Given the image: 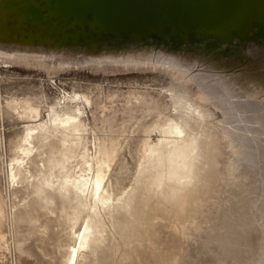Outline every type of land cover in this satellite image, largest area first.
<instances>
[{
  "label": "bare ground",
  "instance_id": "1",
  "mask_svg": "<svg viewBox=\"0 0 264 264\" xmlns=\"http://www.w3.org/2000/svg\"><path fill=\"white\" fill-rule=\"evenodd\" d=\"M10 1L12 0H0V62L3 64L36 66L48 72L59 71L71 64L56 62L53 58L56 54L63 56L62 53L67 50L77 52L84 49L79 51L84 55H81L83 65H89L93 69L161 72L172 79L169 91L174 94L175 100L172 101L175 103L176 111L163 119L161 128L171 135L175 132L176 135L180 133L182 140L179 138L170 141L169 144L166 140L161 141L166 150H169L166 153L168 169L159 165L162 159L158 154L160 151L157 144L146 145L149 156L154 154L159 156L156 157L158 165L152 169L158 179L154 182L150 199L144 202L143 198L141 209L137 212V230L134 239L127 243L130 252L123 253L125 256L122 254L124 262L197 264L203 260L208 264H264V25L257 24L250 28L245 40L237 37L233 41L217 45L213 41L199 38L194 40H203L200 44L182 45L178 41L174 43L169 53L149 50L150 43L146 38L142 41L117 38L126 41L99 44L89 49L64 47L51 42L43 43L36 35H22L17 30L12 31V28L3 29L1 8L4 4H7V8L13 6L8 4ZM147 130L151 133L149 129ZM60 132L56 130L55 135ZM43 147L51 157L50 161L52 158L61 159L58 154L59 148L48 135L44 138ZM151 159L150 162L153 161ZM102 173H98L96 177L100 178L104 174ZM101 182L98 185H101ZM57 187L60 186H56V189ZM97 188L95 187V192ZM69 190L73 189L68 188L67 191ZM105 192L107 193L104 190ZM136 192L132 193L134 198L137 197ZM146 192L147 189L145 194ZM91 193L88 195L89 199L90 196L91 199L93 197V191ZM56 195L55 193L54 197ZM25 196L22 198L25 199ZM45 196L42 193L33 194L32 200L39 201L38 206H35L37 202L32 207L25 206L23 202L25 210L20 206L21 203H16L15 215L13 214L15 228L22 230L34 225L40 240L38 247H29L31 240L27 239L30 237L16 230L20 264H23L21 261L23 254L33 258L34 264H67L69 251L65 249L68 250L71 242L69 231L71 220L67 221L64 217L71 213V210L62 207L60 203L56 205L54 203L51 207L46 206L45 199H48ZM42 199L44 203L41 202ZM58 199L57 197L56 200ZM129 201L132 204L133 200L130 198L124 199L126 205L123 207L126 210ZM93 208H96L95 204ZM169 225L178 229L180 239L175 249L168 247L169 249L165 251L162 233L167 231L165 228ZM3 226L0 218V264H5L8 260V245ZM76 232L75 235L78 234V231ZM84 236L86 237L85 232ZM85 237L83 239H86ZM96 243L100 247L99 242ZM188 245L195 250L193 253L188 250ZM82 247L81 250L84 249ZM101 248L103 255L105 251V259L109 261L108 251L102 246ZM86 251L88 250L84 252ZM77 254L72 253L74 255L72 264L78 259ZM203 255L206 259L202 258Z\"/></svg>",
  "mask_w": 264,
  "mask_h": 264
},
{
  "label": "rangeland",
  "instance_id": "2",
  "mask_svg": "<svg viewBox=\"0 0 264 264\" xmlns=\"http://www.w3.org/2000/svg\"><path fill=\"white\" fill-rule=\"evenodd\" d=\"M148 49L166 53L172 51L171 47L168 48L158 39L150 41ZM79 51H63L65 52L62 53L63 56L54 54L53 58L56 62L71 64L59 71L48 72L36 66L7 65L0 62V218L8 245V260L5 264H20L16 230L30 237L27 239L31 240L29 247L39 246L40 240L36 234V227L30 225L28 229H16L13 216L16 203H21L22 208L24 204L32 207L36 202L35 206H38L39 201L32 200L35 193L46 195L45 198L48 200L44 199L48 207L54 203L55 205L60 203L62 207L71 210V213L64 217L67 221L71 220L69 221L71 242L67 247L68 250L65 249L69 251L67 264L73 263L75 253H78L75 264L83 261V257L85 262L80 264L86 262V264L89 262L91 264H134L124 262V254L130 252L127 243L134 239L138 225L136 216L141 209L143 198L144 202L150 199L154 182L158 179L152 169L158 165L159 156L155 154L154 157L149 156L148 144H157L160 151L158 154L162 159L159 165L168 169L166 153L169 150H166V146L161 141L166 140L169 144L170 141L179 138L182 140L180 133L176 135L177 132H175L171 135L161 128L163 119L176 111L175 103L172 101L175 100L174 94L169 91L171 78L161 72L152 71L96 70L89 65H83L82 56L84 55ZM64 94L65 97H63ZM56 130L62 133L55 135ZM47 135L59 148L58 154L61 159L53 160L52 158L53 162L50 161L51 157L47 155V150L43 147L44 138ZM150 159L153 161L150 162ZM153 162L154 165H152ZM98 173L104 176L97 178ZM138 178H140L139 182ZM97 179L100 180L96 182ZM99 182L101 185H98ZM61 185L62 188L66 187H64L66 191L61 188ZM56 186L60 187L56 189ZM94 186L97 188L96 192ZM67 187L73 190L68 192ZM103 189L107 193H104ZM90 191H93L92 199L88 196L92 194ZM133 191H137L135 198ZM55 193L56 197H54ZM24 194H28L27 197ZM24 196L25 199L22 198ZM57 197L58 200H56ZM128 198L133 200V205L129 201L126 210L123 207L126 205L124 199ZM165 230L167 231L162 233L165 244L163 248H166L165 251L169 248L175 249L180 239L178 229L169 225ZM76 231H78L77 235H75ZM88 236L96 237L95 239L92 237V240ZM84 237L86 239H83ZM101 246L108 251L109 261L105 259V251L103 255V250H100ZM81 247L84 249L81 250ZM72 248L76 250L73 251ZM187 248L192 253L195 251L191 245ZM85 250L88 251L84 252ZM89 255L91 256L88 257ZM204 257L205 255L202 258L206 259ZM21 261L23 264H34L33 258L25 254L21 256ZM197 264L208 263L202 260Z\"/></svg>",
  "mask_w": 264,
  "mask_h": 264
},
{
  "label": "water",
  "instance_id": "3",
  "mask_svg": "<svg viewBox=\"0 0 264 264\" xmlns=\"http://www.w3.org/2000/svg\"><path fill=\"white\" fill-rule=\"evenodd\" d=\"M8 4L13 6L1 8L3 29L36 35L43 43L88 49L126 41L117 38H146L149 43L158 39L168 47L178 41L200 44L203 40H194L199 38L217 45L237 37L245 40L250 28L264 24V0H12Z\"/></svg>",
  "mask_w": 264,
  "mask_h": 264
}]
</instances>
